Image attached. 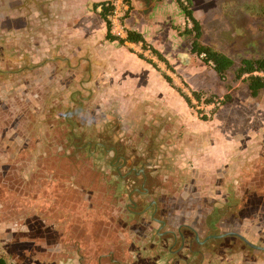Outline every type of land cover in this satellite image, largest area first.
<instances>
[{
  "label": "rangeland",
  "instance_id": "rangeland-1",
  "mask_svg": "<svg viewBox=\"0 0 264 264\" xmlns=\"http://www.w3.org/2000/svg\"><path fill=\"white\" fill-rule=\"evenodd\" d=\"M193 8L205 24L200 42L235 62L224 79L204 62V56L191 52L187 37L180 53L165 56L168 63L150 50L125 46L126 56L134 54L146 61L115 59L111 75L105 74L107 64L98 56L90 61L88 73H71L65 69L71 67L70 60L50 57L54 54L49 45L40 67L12 77L0 75V254L9 264H173L181 258L191 264H199L202 258L211 261L208 264H227L220 260L254 264L264 260L262 250L235 238L211 240L205 247L193 240L184 253L173 240L158 241L160 251L156 248L158 232L182 231L190 237L183 225L192 226L198 219L205 225L214 207L220 211L217 226L207 228L203 237L225 234L239 225L255 246H264V236L246 232L248 219L255 216L260 224L264 217V139L256 149L262 156L254 164L255 174L249 176L256 183L243 188L249 198L242 197L238 204L228 203L230 187L215 185L214 170L198 169L213 157L210 138L217 129L218 113L227 110L231 117L241 110L240 116L253 120L256 131L264 130V90L255 98L248 85L236 78L243 59L264 58V0L198 1ZM156 16V11L150 13ZM172 16L165 12L157 21L166 25L163 20ZM176 27L181 31L185 24ZM120 62H129V67L124 69ZM60 65H64L62 72ZM164 76L192 99L190 106ZM165 81L173 92L167 94L159 86L151 101L126 91L130 86ZM194 91L202 93L201 102L193 98ZM211 96L220 103L216 108L205 103ZM198 131L207 134L200 142L187 138L189 132ZM132 168L144 183L138 176L126 177ZM230 174L227 171L228 178ZM141 184L149 194L143 199L133 192ZM151 203L157 206L156 214L154 206L143 211ZM198 251L202 255L193 256Z\"/></svg>",
  "mask_w": 264,
  "mask_h": 264
},
{
  "label": "crops",
  "instance_id": "crops-1",
  "mask_svg": "<svg viewBox=\"0 0 264 264\" xmlns=\"http://www.w3.org/2000/svg\"><path fill=\"white\" fill-rule=\"evenodd\" d=\"M110 1L111 0H0V34L2 35L0 37V75L12 77L18 73L25 74L26 72H30V69L35 68L36 65L40 67V61H45L46 57L49 55L46 52L48 51V45L52 47L51 50L54 54L52 56L50 55V57L59 62H63L62 60L68 62L69 59L71 67H69V69L66 66L65 69L75 74H82L84 71L88 73L91 69L90 61L95 56H98L105 65L107 64L108 71H105L107 75H111L116 69L115 65L113 66V61L118 58H121L123 61L124 59H129L132 62L141 64V60L145 59H142L140 56L136 58L134 54L126 56L125 46L146 52L142 43L122 45L119 40L111 41L107 38L108 24L103 19L101 12L103 11V3ZM198 1L211 3L215 0H190L191 10L194 9L193 4H196ZM185 4L187 3L185 2ZM129 5L131 11L126 20L129 31L140 34L148 46L156 49L164 58H166L165 56H173L174 53H180L185 37L191 38L192 46L195 34L187 32V29H191L192 24H190L185 16L178 0H130ZM155 11L157 13L156 18L150 17V13H154ZM165 12H171L173 16L172 19H168L167 22L163 20L166 25H161L157 20ZM193 13L194 17L201 24L203 36L205 24L201 21V18L197 16V12ZM185 19H187V22H185ZM178 23H184L185 29L178 31L176 27ZM164 28L167 29V32L163 30ZM118 45L121 47L120 50H117ZM20 63L23 64L22 68L18 71L13 70L19 67ZM82 63H86V66H82ZM120 63L124 69L129 67V62ZM31 65H34V67ZM59 67V71L62 72L64 65H60ZM147 69L153 70L151 68ZM163 83L164 84L159 85L157 83L154 85L151 83L141 84L140 88H133L134 86H130L131 89L127 88L126 91H132L134 97L140 98L144 96L145 98L148 97L149 101H151L155 99L156 96V94L152 92L159 86H161L167 94L170 93L169 91H172V86L170 87L166 81ZM165 85L167 88H165ZM192 85L194 86V83ZM127 86L129 87V85ZM122 87L124 86H119V89ZM126 97H128V95ZM247 102L250 103L249 100H247ZM146 104L147 103H145V105ZM149 104L151 103L147 105ZM226 112L227 110L224 113L220 112L214 117L217 129L212 138H210L211 141H213L211 145H214L213 157L201 162L198 169L204 171L214 170L218 176V178L217 176L214 178L215 185L220 188L230 187V200H228V203L238 204L242 197L249 198L248 189L245 190L243 188L250 187L256 183V180H254V178H249V176L255 174L256 169L254 164L262 156V154H256V149L257 146L261 144L259 141L264 139V130L256 131L253 120L245 121L240 116V112H243L241 110L238 111L235 116L231 117L228 116ZM180 118L184 122L186 121L185 115H181ZM262 124V128L264 129V119H262ZM189 133L192 134H189L187 138H198L199 142L207 135L204 131ZM262 145H264V143H262ZM202 150V148L199 149L200 153H202ZM227 171H231L229 178L227 177ZM217 214L220 215V211L216 210L214 207L212 212L207 216V218H209L207 220L205 219V225L200 224L198 219V225L194 224L191 226L185 224L183 228L194 232V240L200 243V245L203 244L205 247L207 244H210L208 240L215 239L216 234L203 237L202 232L205 230L208 232L207 228H212L213 224L217 226ZM254 219L255 216L248 219V229L246 232L252 237L264 236V217L263 222L260 224L255 223ZM250 220H252V223L249 222ZM236 222L238 225V221ZM236 228L237 229L234 231L230 230V232L220 235L219 239L231 238L233 240L235 238L237 240L238 238L236 237L225 235L233 233L238 234L251 244H247L248 247L264 252V246H255V244L250 241V237L242 235L243 233H241L239 225ZM159 235L164 236L165 232H158L157 234V242L155 241V244L158 251H160V243L158 241H162ZM164 241L166 240L164 239ZM191 245L181 246L182 253H184L187 247L190 248ZM197 254L202 255L201 251H198L194 253L193 256H197ZM182 257H185L184 254ZM179 261H181L180 263L182 264H191L192 262L191 260L181 258L174 259L173 264H180ZM236 261L238 262V260ZM210 262L211 261L208 259L202 258L199 264H208ZM220 262L231 264L232 260H220ZM213 263L219 264L218 261H213ZM253 263L264 264V260H254Z\"/></svg>",
  "mask_w": 264,
  "mask_h": 264
},
{
  "label": "trees",
  "instance_id": "trees-1",
  "mask_svg": "<svg viewBox=\"0 0 264 264\" xmlns=\"http://www.w3.org/2000/svg\"><path fill=\"white\" fill-rule=\"evenodd\" d=\"M127 3H130V0H126ZM180 2V6L182 7L185 16L189 20L190 24H192L191 29L187 32L194 33L195 39L192 43V53L197 54L198 56H204V62L206 64H212L213 69L216 71V73L219 75L221 79H224L227 72L232 69L235 65V62L233 59H231L226 54L214 50L213 48L203 45L200 42V39L202 38V27L200 22L194 17V13L191 10V3L190 0H178ZM184 1V2H183ZM185 2L187 4H185ZM103 3V11L101 12L103 19L107 22V15L110 12L109 8H106L105 5L107 4ZM107 38L111 41H116L115 37H113L110 34V26L108 24V34ZM129 42L131 43H142L143 48L145 50L149 49L153 52L154 56L158 57L161 61L167 62V60L154 48L148 46V44L144 41L143 37L140 34H137L136 32L130 31L129 32ZM120 41V40H119ZM122 45L125 43L123 41H120ZM142 59L143 57L140 56ZM150 64H153L152 62H149ZM168 63V62H167ZM167 82L176 90L180 95L186 100L188 105L190 106L192 104V99L189 98V96L182 93V90L179 88L173 86L172 80L168 76H164ZM236 78L238 80H242L244 83L248 85V88L251 92V95L253 97H258L259 94L264 90V58L263 59H243L240 63V66L236 70ZM193 98L201 102L202 101V93L200 92H192ZM215 97L211 96L207 100H205V103L210 104L213 103V99ZM225 101H229V96H226ZM204 120H207V118H203ZM0 264H8L7 260L0 254Z\"/></svg>",
  "mask_w": 264,
  "mask_h": 264
},
{
  "label": "built area",
  "instance_id": "built-area-1",
  "mask_svg": "<svg viewBox=\"0 0 264 264\" xmlns=\"http://www.w3.org/2000/svg\"><path fill=\"white\" fill-rule=\"evenodd\" d=\"M105 7L110 9L107 15V21L112 36L123 41L126 45H131L132 43L128 40L130 31L126 25V20L131 11L130 5L126 0H111ZM209 105H212V108H216L220 103L213 102Z\"/></svg>",
  "mask_w": 264,
  "mask_h": 264
},
{
  "label": "flooded vegetation",
  "instance_id": "flooded-vegetation-1",
  "mask_svg": "<svg viewBox=\"0 0 264 264\" xmlns=\"http://www.w3.org/2000/svg\"><path fill=\"white\" fill-rule=\"evenodd\" d=\"M120 161L117 162V166L116 168L119 169L121 167L122 164H119ZM138 170L135 169V168H132L129 173L127 174L126 177L128 176H135L136 178H141L142 179V183H144V180L143 177L141 175H138L137 174ZM143 175V174H142ZM138 176V177H137ZM141 176V177H140ZM144 176V175H143ZM133 192L135 194H138L137 196H139L141 199H143L144 197H147V195H149L148 193H146V191H144V184H141L140 188H134ZM131 200V199H130ZM154 206V203H151L149 204L146 208H143V211H146L149 207H152ZM156 211H157V206L155 205L154 206V214H156ZM142 213V212H141ZM140 212L137 213L135 212V214H141ZM157 222H159L160 224H162L163 226L166 224V222H162L160 220H157ZM186 230V228H184ZM184 231V230H183ZM188 233L191 234V236H186L185 233H183L182 231H178L177 233L174 232V231H171V230H165V235L164 236H160L159 235V238L164 241V239L166 241H172L174 242V245H178L180 244V249H181V246H185L186 244H189V246L192 244L193 240H194V235L195 233L190 231V230H186ZM160 233V232H159ZM222 235V234H219V235H215V239H211V240H219V236ZM193 236V237H192ZM197 236V235H196ZM210 237H214V236H210ZM199 238V237H198ZM196 239V238H195ZM224 239V238H223ZM211 240H208V242H210ZM196 241V240H195ZM196 243L198 245H200V243H198L196 241ZM244 245L247 247V244L244 243ZM201 246H203V244H201ZM180 254V253H179ZM178 255V254H177ZM175 256V254H174Z\"/></svg>",
  "mask_w": 264,
  "mask_h": 264
},
{
  "label": "water",
  "instance_id": "water-1",
  "mask_svg": "<svg viewBox=\"0 0 264 264\" xmlns=\"http://www.w3.org/2000/svg\"><path fill=\"white\" fill-rule=\"evenodd\" d=\"M184 60H187V58L184 57ZM225 236H233V237H236V238L242 240L244 243L251 245L250 243H248V241L245 238H243L242 236H240L238 234H234L233 233V234H228V235H225Z\"/></svg>",
  "mask_w": 264,
  "mask_h": 264
}]
</instances>
